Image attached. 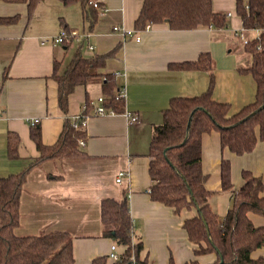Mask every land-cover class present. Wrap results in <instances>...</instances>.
<instances>
[{
  "label": "crops",
  "instance_id": "crops-1",
  "mask_svg": "<svg viewBox=\"0 0 264 264\" xmlns=\"http://www.w3.org/2000/svg\"><path fill=\"white\" fill-rule=\"evenodd\" d=\"M143 1L102 0L105 10L100 9L92 22L79 1L67 4L64 0H39L30 11L29 1L0 0V18H16L15 22L0 23V177L19 173L40 156L31 138L30 121L39 120L43 143L53 146L67 120L73 125L87 101L104 95L101 79L77 86L64 113L58 102V82L53 77L55 64L62 75L78 55L93 57L114 52L105 67L90 72L116 73L119 86L127 90L126 109L137 114L139 122L129 124L123 115H94L89 104L90 118L83 131L85 146L79 144L86 156L48 159L31 170L20 198L16 234L66 231L73 237L74 264H92L101 256L113 264L109 254L114 242L102 234L101 202L128 195L134 240L143 242V256L150 264H168L171 257L175 264L192 260L213 264L218 255H196L183 228L185 220L196 211L176 214L151 199L148 152L154 127L162 123L170 101L200 95L209 87L208 71L172 69V64L196 61L200 55L209 54L215 77L213 99L230 104L232 112L255 101L256 81L240 69L250 67L253 61L244 38L252 39L258 31L242 32L237 3L248 0H212L214 11L226 16L224 29L209 26L172 30L165 22L150 24L138 32L135 23ZM116 26L122 30L115 31ZM62 29L76 32L78 38L66 45L41 43L43 37ZM89 45L95 49L90 50ZM10 132L21 140L20 158L16 160L8 157ZM223 158L230 161L235 189L244 184L243 171L261 177L264 183V142H258L252 153L238 156L222 150L218 132L203 136L202 166L209 175L206 187L213 192L210 205L221 221L232 205V194L222 190ZM123 169L130 170L131 178L118 184L116 176ZM249 217L255 226H264L263 216L250 213ZM252 258L262 259L264 264V246L255 250Z\"/></svg>",
  "mask_w": 264,
  "mask_h": 264
},
{
  "label": "trees",
  "instance_id": "trees-1",
  "mask_svg": "<svg viewBox=\"0 0 264 264\" xmlns=\"http://www.w3.org/2000/svg\"><path fill=\"white\" fill-rule=\"evenodd\" d=\"M5 2L29 1L30 11L39 0H2ZM67 4L79 1L85 15L92 22L104 4L102 0H64ZM98 2L99 8L94 6ZM237 12L246 31L259 30V39H252L245 48L253 61L250 67L241 68L257 84L256 99L238 112L231 105L213 99L215 77L213 61L209 54H202L196 61L172 64V69L208 71V90L193 97H176L163 112L162 123L154 127L148 156L149 174L153 182L150 197L174 210L176 214L195 210L183 224L196 255L216 253L213 264H263L253 259L252 253L264 246V226H255L249 217L255 213L264 217L263 179L243 171L244 184L235 189L231 179L230 161L221 162L222 190L232 194V205L221 221L210 205L213 192L208 190L207 175L202 166V139L205 134H220L222 150L228 149L241 156L252 153L258 142H264V0L238 1ZM16 18H0V23L15 22ZM168 23L172 30H193L214 26L227 27L226 16L213 9L212 0H144L136 20V31L150 24ZM67 30V29H66ZM70 31V30H68ZM114 52L106 55L84 57L78 55L68 70L58 74L57 63L53 77L58 82V102L64 113L68 112L69 96L77 86L101 79L106 106L122 113L124 102L117 100L119 88L116 73L96 74L93 69L105 67ZM87 101V110H90ZM31 138L40 156L16 174L0 177V264H74L73 237L66 231H53L40 235L19 236L20 198L28 174L48 159L82 158L86 152L79 141L85 132L73 127L67 120L64 130L53 146L42 141L41 130L32 126ZM18 134L10 132L8 157L20 158ZM103 236L117 244L122 259L113 264H150L143 256L144 244L134 240V223L130 215L128 195L121 199L104 198L101 202ZM134 257V263L132 258ZM108 257L101 256L92 264H108ZM168 264H175L170 258ZM186 264H200L192 260Z\"/></svg>",
  "mask_w": 264,
  "mask_h": 264
},
{
  "label": "built area",
  "instance_id": "built-area-1",
  "mask_svg": "<svg viewBox=\"0 0 264 264\" xmlns=\"http://www.w3.org/2000/svg\"><path fill=\"white\" fill-rule=\"evenodd\" d=\"M94 6L96 8H99L98 2L94 3ZM105 8H101V11L104 12ZM150 27V25L147 26L146 29H148ZM213 26H210V28H212ZM115 31H121L122 29H120V27L116 26L114 27ZM246 29H242V32H245ZM258 31V34L256 37H254L253 39H259L260 37V31ZM124 34H131L130 32L127 31H123ZM87 37H89V35H87ZM78 38V34L74 31H68L66 29H62L58 34L53 35V36H46L43 37L41 39V43L42 44H52V45H66L67 43H70V41H73V39ZM252 39H248V38H244V44L246 45L249 41H251ZM89 49L90 50H94L95 47L94 45H89ZM116 99L117 100H122L124 102V106L125 109L122 113L114 110L113 108H108L106 106V98L105 96H101L99 97L97 100H94L90 103L91 107H92V111L94 115H100V116H115V115H123L126 117L127 121L129 124H133V123H137L139 122V116L137 114H134L130 111H128L126 109V99H127V90L125 87H121L118 90V93L116 95ZM84 111H86L87 109V105L84 107ZM90 118V114L89 113H82L80 115H78L74 121H73V127L76 128L77 130H86L88 127V120ZM32 126H35L39 123L38 119H34L32 121H30ZM79 144L81 146H85V140L81 139L79 141ZM131 178V172L128 169H123L120 170L116 176V182L118 184H122L125 180H128ZM109 258L113 261V262H119L122 259V255L120 252H118V246L116 243H113L111 245V251L109 254ZM133 263H134V257L132 258Z\"/></svg>",
  "mask_w": 264,
  "mask_h": 264
},
{
  "label": "rangeland",
  "instance_id": "rangeland-1",
  "mask_svg": "<svg viewBox=\"0 0 264 264\" xmlns=\"http://www.w3.org/2000/svg\"><path fill=\"white\" fill-rule=\"evenodd\" d=\"M253 39V38H252Z\"/></svg>",
  "mask_w": 264,
  "mask_h": 264
}]
</instances>
